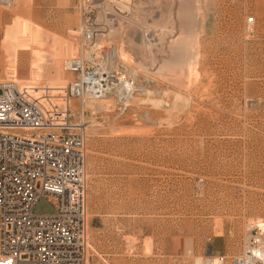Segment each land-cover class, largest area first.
<instances>
[{"label": "rangeland", "instance_id": "obj_1", "mask_svg": "<svg viewBox=\"0 0 264 264\" xmlns=\"http://www.w3.org/2000/svg\"><path fill=\"white\" fill-rule=\"evenodd\" d=\"M130 1L123 36L132 61L161 66L168 41L187 26L199 75L187 78L178 56L152 71L133 63L142 91L124 116L110 99L111 110L95 112L70 101L87 124L92 264H200L213 256L232 264L252 235L248 220L264 218V0ZM8 7L0 6V81L64 96L73 80L64 65L80 48L81 0ZM143 27L158 34L148 57L135 50ZM33 213L53 214L51 200Z\"/></svg>", "mask_w": 264, "mask_h": 264}, {"label": "built area", "instance_id": "obj_2", "mask_svg": "<svg viewBox=\"0 0 264 264\" xmlns=\"http://www.w3.org/2000/svg\"><path fill=\"white\" fill-rule=\"evenodd\" d=\"M11 3L0 0L3 7ZM81 10L80 48L65 62L73 80L64 96L53 97L49 90L37 95L0 81V264H85L87 124L69 103L110 98L116 114L124 116L142 91V74L122 57L124 52L132 58L123 36L130 14L108 0H81ZM254 25L248 18L247 26ZM148 29H142L145 40L141 32L144 51L157 45L158 34ZM45 198L54 213L35 215ZM251 233L232 264H264L263 229L252 226ZM225 262L213 256L200 264Z\"/></svg>", "mask_w": 264, "mask_h": 264}, {"label": "bare ground", "instance_id": "obj_3", "mask_svg": "<svg viewBox=\"0 0 264 264\" xmlns=\"http://www.w3.org/2000/svg\"><path fill=\"white\" fill-rule=\"evenodd\" d=\"M108 1H110L111 3H114L115 5H119L121 8H122V10L123 11H125V12H127L128 14H131L132 15V12L134 11V9H135V6H134V4L133 3H131V1L130 0H108ZM204 2V1H203ZM186 3V2H185ZM9 7H10V5H8ZM184 6V5H183ZM8 7V8H9ZM6 8V7H5ZM9 10V9H8ZM186 11H187V9H186ZM124 19H127V18H125L124 17ZM180 20V19H179ZM182 22V21H181ZM180 23V22H179ZM169 24V23H168ZM182 24V23H181ZM180 24V25H181ZM184 25V24H183ZM150 26V25H149ZM187 27V26H186ZM186 27H185V29H186ZM181 28H183L184 29V27L182 26ZM163 29V28H162ZM182 29V30H183ZM183 30L182 32H179L180 34H179V36L176 38V39H172V40H170V41H168V54L170 53V56H169V58L168 59H164V58H162L161 60H160V62L162 63L161 64V66H157L156 67V65H154V63L153 62H151V64L152 65H150V67H148L147 66V64H146V62L144 61H140V62H137L136 63V61L134 60V64L136 65L137 64V66L139 67V68H143V70L144 69H147V70H155V69H158V68H164V67H166V66H171V64H169V63H167L169 60H170V58H174V57H177L178 56V60H180V58H181V60H182V64H183V66L184 67H186L185 69L187 70V78H189V79H192L193 77L194 78H197L198 77V75H199V73L197 72V69H196V67L195 66H197V65H194V63L195 62H192L191 60H192V57L190 58L189 57V54L191 53H189V50H191L192 48H191V43H192V40L190 39V36H189V32H188V30L186 29V30ZM167 31H169V30H167ZM181 31V30H180ZM143 40H145V39H143ZM157 42V41H156ZM130 43V42H129ZM135 47V46H134ZM137 48H135V50L136 49H140V50H143V44L142 45H138V46H136ZM164 47V46H163ZM154 48H156V47H153V48H151V49H148V50H145L143 53L148 57V55L149 54H151L153 51H154ZM152 49H153V51H152ZM170 49V50H169ZM172 53H171V52ZM193 51V50H192ZM122 53V52H121ZM191 55V54H190ZM194 56V55H193ZM122 57H123V59L124 60H127V61H131L132 60V58L130 57V54H128V53H122ZM194 58V57H193ZM199 58V57H198ZM145 60V59H144ZM146 60H148V59H146ZM171 62V61H170ZM177 62V61H176ZM198 62V61H197ZM196 62V63H197ZM149 64V63H148ZM174 64V63H173ZM178 64V63H177ZM175 66H176V64H174ZM152 66H155V67H152ZM173 66V65H172ZM148 67V68H147ZM170 69V68H169ZM172 69H173V67H172ZM183 69V68H182ZM184 71V70H183ZM175 73V72H174ZM185 74V73H184ZM188 80V79H187ZM196 80V79H195ZM191 81V80H190ZM189 81V82H190ZM27 87H29L30 89H34V92H36V93H38L37 91H36V87L34 86V85H28ZM145 96H147V101H149V102H152V103H154V104H159L160 102H159V100L158 101H156V100H153V99H151V92H147L146 94H145ZM178 96H180V94L178 95ZM182 97V96H181ZM182 98H184V96L182 97ZM110 99V98H109ZM110 100H112V99H110ZM179 100H180V97H179ZM185 100V99H184ZM186 100H188L187 98H186ZM111 106H112V103L110 102V101H108V100H103V101H97V102H93V101H89V102H86V108L88 109V110H90L91 112H95L96 110H98V108L101 110V109H104V110H106V111H109V110H111ZM171 124V123H170ZM88 215V214H87ZM249 221V224L251 225V226H260L262 229H263V233H264V218H262V217H252L250 220H248ZM86 223H88V218H87V220H86ZM88 225V224H87ZM87 228V227H86ZM250 228V227H249ZM88 229V228H87ZM86 235H87V233H86ZM251 237V236H250ZM250 237H248V238H250ZM247 238V239H248ZM89 243V242H88ZM151 246H152V244H151V242H146L145 243V251L146 252H149V251H151ZM89 250L91 251L92 250V246H90V245H88V247H87V252H86V261H85V264H92V261H91V258H90V255L91 254H89Z\"/></svg>", "mask_w": 264, "mask_h": 264}]
</instances>
